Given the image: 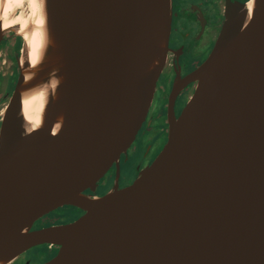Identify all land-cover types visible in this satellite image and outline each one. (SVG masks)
<instances>
[{"label": "water", "instance_id": "water-1", "mask_svg": "<svg viewBox=\"0 0 264 264\" xmlns=\"http://www.w3.org/2000/svg\"><path fill=\"white\" fill-rule=\"evenodd\" d=\"M173 15V0H43L41 56L24 41L1 119L0 264L44 245L57 253L41 264H264V0H226L210 55L174 86L157 157L95 196L146 122ZM17 29L0 21V42ZM39 92L32 128L24 102ZM63 208L83 215L35 228Z\"/></svg>", "mask_w": 264, "mask_h": 264}, {"label": "flooded vegetation", "instance_id": "flooded-vegetation-1", "mask_svg": "<svg viewBox=\"0 0 264 264\" xmlns=\"http://www.w3.org/2000/svg\"><path fill=\"white\" fill-rule=\"evenodd\" d=\"M180 1L173 0L174 15L169 44L170 51L165 70L158 82L154 102L146 122L143 124L136 141L128 150L127 154H123L120 158L119 182L117 181V167L114 165L107 176L100 181L95 196H104L113 190L116 185L118 188L131 185L137 178L140 170L154 161L167 140L169 131V107L174 86L208 58L220 35L225 20L226 0H184L182 1V6L180 5ZM232 1L247 4L249 0ZM180 20H184L187 23L186 28L180 29L176 27V24ZM24 49V39L16 31L7 33L0 42V127L2 115L20 76V66L23 62ZM195 85V83L188 84L178 96H175L173 111L176 117L181 114L193 94ZM152 130L156 131L155 134ZM150 135H156L157 143L143 145L144 140L148 139ZM138 144L139 150L141 151L137 154L142 152L144 161L137 166L136 175L132 173L124 175V172L130 169L133 164V154L130 155V150L134 145ZM86 193L91 192L87 191ZM65 212L69 213L66 216L54 217L55 215L52 214L47 216L46 219L51 218V224L47 226L69 223L83 215V212L76 208H66ZM35 249L29 251L33 252ZM56 253L57 248L47 246V252L41 258H43L44 262Z\"/></svg>", "mask_w": 264, "mask_h": 264}, {"label": "bare ground", "instance_id": "bare-ground-1", "mask_svg": "<svg viewBox=\"0 0 264 264\" xmlns=\"http://www.w3.org/2000/svg\"><path fill=\"white\" fill-rule=\"evenodd\" d=\"M252 6L253 1H250L249 8ZM42 7L43 0H0V21L3 23V28H19L17 30L30 52L29 57L32 64L39 60L44 47ZM44 104L45 99L42 92L25 100L24 114L32 128L40 124Z\"/></svg>", "mask_w": 264, "mask_h": 264}, {"label": "rangeland", "instance_id": "rangeland-1", "mask_svg": "<svg viewBox=\"0 0 264 264\" xmlns=\"http://www.w3.org/2000/svg\"><path fill=\"white\" fill-rule=\"evenodd\" d=\"M184 0L180 1V5H183ZM187 23L184 20H180L177 24L176 27H179L180 29L186 28ZM152 132L155 134V130H152ZM146 142V143H145ZM148 143H157L156 140V135H150L148 139L144 140V144L146 145ZM141 150H139V144L134 145V147L130 150V155L133 154V164L132 167L124 172L125 174L132 173L134 175L137 174V166L143 163L144 161V156L142 155V152L139 153ZM66 208L60 209L56 212H54L52 215L55 216H66L69 212H65ZM68 218V217H67ZM48 224H51V218H47L40 222L38 225H36L35 228H42L47 226ZM47 252V245L37 247L33 252L29 251L21 255L14 263L15 264H41L43 263V258L41 256ZM13 263V264H14Z\"/></svg>", "mask_w": 264, "mask_h": 264}, {"label": "trees", "instance_id": "trees-1", "mask_svg": "<svg viewBox=\"0 0 264 264\" xmlns=\"http://www.w3.org/2000/svg\"><path fill=\"white\" fill-rule=\"evenodd\" d=\"M54 217H56V216H54Z\"/></svg>", "mask_w": 264, "mask_h": 264}]
</instances>
